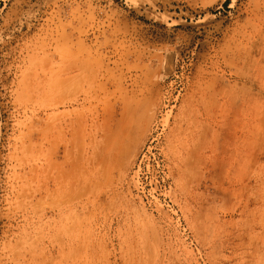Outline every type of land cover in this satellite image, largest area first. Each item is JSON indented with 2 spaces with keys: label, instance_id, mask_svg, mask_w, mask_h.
<instances>
[{
  "label": "rangeland",
  "instance_id": "obj_1",
  "mask_svg": "<svg viewBox=\"0 0 264 264\" xmlns=\"http://www.w3.org/2000/svg\"><path fill=\"white\" fill-rule=\"evenodd\" d=\"M0 264H264V0H0Z\"/></svg>",
  "mask_w": 264,
  "mask_h": 264
},
{
  "label": "bare ground",
  "instance_id": "obj_2",
  "mask_svg": "<svg viewBox=\"0 0 264 264\" xmlns=\"http://www.w3.org/2000/svg\"><path fill=\"white\" fill-rule=\"evenodd\" d=\"M108 127V126H107ZM121 138V137H120ZM119 139V138H118ZM117 139V140H118ZM121 140V139H120ZM118 142V141H117ZM122 144V143H121ZM119 149V148H118ZM121 150H123V148H121ZM123 152V151H122ZM98 153V152H97ZM115 153V151L113 152V154ZM113 154H112V156H113ZM123 153H121V155H122ZM115 155V154H114ZM114 158V157H113ZM113 158H112V160H113ZM118 158H119V156H118ZM91 160V159H90ZM114 164V163H113Z\"/></svg>",
  "mask_w": 264,
  "mask_h": 264
}]
</instances>
